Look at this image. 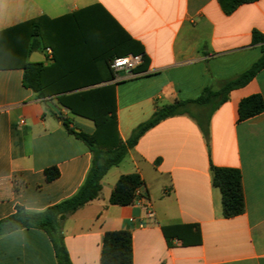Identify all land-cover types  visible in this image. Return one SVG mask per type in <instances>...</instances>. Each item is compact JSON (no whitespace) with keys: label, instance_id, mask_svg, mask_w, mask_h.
Masks as SVG:
<instances>
[{"label":"crops","instance_id":"crops-1","mask_svg":"<svg viewBox=\"0 0 264 264\" xmlns=\"http://www.w3.org/2000/svg\"><path fill=\"white\" fill-rule=\"evenodd\" d=\"M41 17L47 18L41 22L44 39L36 50L30 27L9 31ZM110 18L143 46L146 69L120 71L115 80L68 93L114 85L122 142L157 110L195 100L206 88L220 89L262 55L260 46L252 45V31L264 34V0L243 4L230 15L219 0H0V220L17 206L44 211L74 196L85 182L93 155L53 113L90 134L94 122L72 115L56 96L43 100L25 87L22 66L46 57L32 63L53 68L55 53L73 48L86 54L87 64L66 66L69 59H64L52 70L55 75L85 70L106 76L102 52L85 48H94L102 32L107 42ZM254 94L264 99V69L231 90L211 114L208 139L190 114L168 117L146 131L103 177L99 197L64 222L71 264H100L103 236L113 230L132 232L134 264H264V112L238 121L241 100ZM211 164L241 171L243 214L223 216ZM49 167L60 172L51 182L44 174ZM133 173L145 181L142 198L129 206L111 205L118 179ZM146 203L155 217L147 216ZM0 264L59 263L47 232L30 228L0 236Z\"/></svg>","mask_w":264,"mask_h":264},{"label":"trees","instance_id":"trees-1","mask_svg":"<svg viewBox=\"0 0 264 264\" xmlns=\"http://www.w3.org/2000/svg\"><path fill=\"white\" fill-rule=\"evenodd\" d=\"M259 0H219L226 15L232 14L243 4L257 2ZM47 19L41 17L21 24L9 31L21 30L30 27V37H34L31 49L39 48L42 38L41 22ZM65 18L61 19L64 20ZM112 21V36L108 34L107 42L104 41V34L98 30V42L92 48L86 46V50L98 49L102 52L108 73L104 77L93 76L87 71H72L71 75L58 77L52 70L63 64L64 59H69L66 66H82L87 63L84 60L85 53L70 48L63 55L55 53V65L47 68L43 63L27 62L23 64L25 87L32 89L38 96L46 100L48 97L56 96L57 103L67 109L72 115L92 120L95 124L94 133L90 134L73 125V121L63 114L53 113L59 118L65 129L77 139L83 141L90 149L93 160L92 166L87 174L85 182L78 192L44 211L34 212L17 206L15 213L0 220V236L19 230L37 228L47 232L53 243L59 264H71L69 254L64 243L63 226L66 219L78 209L99 197L102 190L101 181L109 169L118 165L127 155L129 149L134 147L140 137L150 128L162 120L182 114L193 115L205 137H209V118L211 114L228 99L231 90L244 86L255 75L264 69V34L259 30L252 31V45H259L261 57L240 76L224 82L220 89H204L202 95L195 100L176 101L157 110L145 123L139 125L132 136L122 142L118 135L117 105L114 85L93 87L73 93L78 89H85L98 85L101 81H112L116 79V73L111 69L110 63L113 59L128 54L141 55L142 64L137 70H145L148 58L145 55L143 46L133 40L119 24ZM103 31V30H101ZM40 38L41 40L37 39ZM59 41V40H58ZM3 60V59H1ZM8 60V59H7ZM4 61V60H3ZM63 61V62H62ZM13 66L12 62H6ZM196 108L197 114L191 110ZM208 110V113H205ZM264 112V99L260 94H254L241 100L238 108V121L242 122ZM106 147V148H101ZM212 183L221 192L223 216L226 219L234 218L245 212V196L242 185V174L238 168L218 167L211 164ZM46 180L51 182L60 176L57 167H49L44 170ZM145 186V181L140 174L133 173L122 175L109 198V203L116 206H129L136 201V192ZM164 235L169 246L170 236L168 227L163 228ZM198 233V240L200 237ZM100 264H134L133 263V238L130 230H113L105 232L102 241Z\"/></svg>","mask_w":264,"mask_h":264},{"label":"built area","instance_id":"built-area-1","mask_svg":"<svg viewBox=\"0 0 264 264\" xmlns=\"http://www.w3.org/2000/svg\"><path fill=\"white\" fill-rule=\"evenodd\" d=\"M49 54L52 53L50 49H48ZM143 62V58L141 55H133V54H128L123 57H118L112 60L110 63L111 69L116 73V79H117V74L120 71H133L137 69ZM22 123L24 121H21ZM142 198V193L141 189H138L136 192V201ZM145 210L147 212V216L149 218L155 217V213L151 207L150 203L145 204ZM140 226H144L143 223L140 224Z\"/></svg>","mask_w":264,"mask_h":264},{"label":"water","instance_id":"water-1","mask_svg":"<svg viewBox=\"0 0 264 264\" xmlns=\"http://www.w3.org/2000/svg\"><path fill=\"white\" fill-rule=\"evenodd\" d=\"M31 62H44L46 61V57L39 58V57H34L30 59Z\"/></svg>","mask_w":264,"mask_h":264},{"label":"rangeland","instance_id":"rangeland-1","mask_svg":"<svg viewBox=\"0 0 264 264\" xmlns=\"http://www.w3.org/2000/svg\"><path fill=\"white\" fill-rule=\"evenodd\" d=\"M197 109L196 108H192V110H191V112L194 114V115H196L197 114ZM205 113L207 114L208 113V110H205ZM77 121L78 122H82V119H77ZM78 127H80V126H78Z\"/></svg>","mask_w":264,"mask_h":264}]
</instances>
